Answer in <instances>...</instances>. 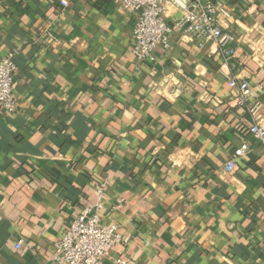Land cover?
Here are the masks:
<instances>
[{
	"label": "crops",
	"instance_id": "1",
	"mask_svg": "<svg viewBox=\"0 0 264 264\" xmlns=\"http://www.w3.org/2000/svg\"><path fill=\"white\" fill-rule=\"evenodd\" d=\"M59 1L0 0V58L17 50L16 108L0 112V264H53L103 180L101 221L123 239L103 264H264V146L228 84L264 85V0H216L234 35L227 63L177 30L136 63L112 0ZM186 1L170 0L169 24ZM249 101L264 126V92ZM242 140L250 149L226 173Z\"/></svg>",
	"mask_w": 264,
	"mask_h": 264
},
{
	"label": "built area",
	"instance_id": "2",
	"mask_svg": "<svg viewBox=\"0 0 264 264\" xmlns=\"http://www.w3.org/2000/svg\"><path fill=\"white\" fill-rule=\"evenodd\" d=\"M131 21L132 54L136 63L153 62L156 50L165 51L170 47V36L174 30L185 33L198 47L207 44L215 46L225 63L235 55L232 46L234 35L224 26L229 17L227 8L216 0H187L178 20L172 25L166 20V10L170 0H112ZM66 8L68 0H60ZM44 34L52 37L51 29L55 17L48 15ZM14 49L0 58V112H13L16 108L14 77L17 71ZM228 84L237 88L236 103L244 106L253 116L254 122L246 131L248 135L264 146V126L255 121L254 115L260 107L259 102L252 104L249 98L254 90L264 92L262 83L250 84L248 79L229 77ZM250 149L248 140H242L233 151V157L223 166L226 173L236 167L235 158L241 157ZM107 181L96 186L97 199L83 206L70 220L61 237L54 242L53 264H103L111 250L123 241L114 221L103 223L100 210L105 198ZM118 199L115 208L121 205ZM20 244L17 243L18 247ZM113 264H126L125 256L114 259Z\"/></svg>",
	"mask_w": 264,
	"mask_h": 264
}]
</instances>
